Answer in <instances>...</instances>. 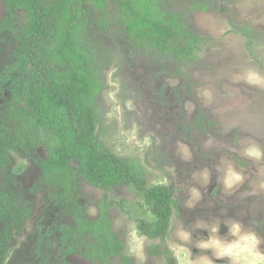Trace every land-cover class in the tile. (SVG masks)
<instances>
[{"label":"rangeland","instance_id":"1","mask_svg":"<svg viewBox=\"0 0 264 264\" xmlns=\"http://www.w3.org/2000/svg\"><path fill=\"white\" fill-rule=\"evenodd\" d=\"M161 3L167 14L204 39L192 61L180 63L156 50L136 49L116 7L82 6L76 43L90 55L100 82L94 100L97 143L128 163L149 186L172 190L176 204L167 246L178 264H201L204 257L213 264H264V0ZM4 17L0 2V23ZM14 23L22 31L26 15L18 11ZM242 32L249 35V46ZM15 48L14 38L4 32L1 67L13 59ZM43 138L55 143L48 133ZM10 159L9 170L0 171V182L9 175L35 194L29 195L32 219L14 237L5 264H34V223L42 218L47 223L52 214L55 223L64 215L48 206L41 173L29 153L16 149ZM101 198L100 190L78 178L85 217H98ZM109 198L126 200L130 212L109 210L123 254L132 264H164L162 257L149 254L159 242L135 231L133 219L153 220L140 197L120 185ZM233 225H239L235 234ZM213 226H218L217 234L205 231ZM185 233H190L187 240ZM209 235L233 246L231 251L217 257L215 251L200 249L199 242ZM58 236L45 248L47 264L59 262ZM248 236L254 240H246ZM67 261L90 264L78 254Z\"/></svg>","mask_w":264,"mask_h":264},{"label":"trees","instance_id":"2","mask_svg":"<svg viewBox=\"0 0 264 264\" xmlns=\"http://www.w3.org/2000/svg\"><path fill=\"white\" fill-rule=\"evenodd\" d=\"M0 2L5 9L0 42L1 35L8 32L16 43L13 59L0 66V171L9 170L11 151L29 153L40 170L48 203L66 214L65 222L47 229L46 235L58 230L62 246H66L64 254L83 248L80 255L91 264H132L123 254L124 244L112 231L109 215L112 207L130 215L126 200L109 198L114 188L125 185L153 217L152 221L133 219L139 236L159 242L149 254L162 257L164 264H178L167 246L176 204L173 192L164 185L149 186L128 163L97 143L94 100L100 82L90 55L76 39L83 5L116 7L134 48L156 50L180 63L195 59L204 39L188 30L177 16L167 14L161 0ZM18 11L26 15V27L20 32L14 28ZM241 34L249 46V35ZM44 133L55 143L44 141ZM79 177L102 192L95 219L85 218V208L79 204ZM30 194L35 192L24 189L9 175L0 182V264L6 263L14 237L23 232L32 216Z\"/></svg>","mask_w":264,"mask_h":264},{"label":"flooded vegetation","instance_id":"3","mask_svg":"<svg viewBox=\"0 0 264 264\" xmlns=\"http://www.w3.org/2000/svg\"><path fill=\"white\" fill-rule=\"evenodd\" d=\"M39 172H40V170H39ZM47 201L49 202L48 199H47ZM48 206L53 207L52 204H49V203H48ZM56 211L58 213V210L57 209H56ZM97 212H98V209H97ZM59 214H63L64 216L62 217V219L57 220L55 223H52V217H53V214H52L51 217L48 219L47 223H44L43 220L45 218H42V219H38L34 223V225H33V231H35V237H34V240H35L34 241V243H35L34 244V257L36 258V262H35L36 264H47L46 261H45V259H44L45 258L44 254H45V251H46L45 248L51 243V241L53 240V237H54V235L56 233H59V236H58L56 242L58 244V250H59V253H60L59 262L57 264H69V262L67 261V259H68L69 256H71L73 254H78L79 256H81L80 255V252H83V248H78L75 253H73V254H67L66 255V254H64L65 253L66 246H62V242H61L62 239H63L62 234L58 230H54L53 231V234H51V232H49V235H46L45 232L48 231L47 229H49V228L52 229V226H57L58 224H62V223L65 222L66 214H64L63 211H61V213H59ZM32 216H33V214H32ZM32 216H31L30 219L27 220L26 225L24 227V230L27 228V223H29V221L32 219ZM85 218H87V217H85ZM88 219H90V218H88ZM39 228H41V231L38 233V229ZM42 235H44L43 240L39 239L40 236H42ZM63 256H64V258H63ZM38 261H40V262H38ZM112 261L115 263L117 261V258L116 257H113L112 258ZM89 263L91 264L90 261H89Z\"/></svg>","mask_w":264,"mask_h":264},{"label":"clouds","instance_id":"4","mask_svg":"<svg viewBox=\"0 0 264 264\" xmlns=\"http://www.w3.org/2000/svg\"><path fill=\"white\" fill-rule=\"evenodd\" d=\"M233 179L238 180L239 176L233 177ZM231 183V181H229ZM239 230V225H233L232 226V232L235 234ZM205 231H210L211 233L217 234L218 233V226H213L210 229H205ZM190 238V233H185L184 239L187 240ZM246 240L252 241L254 240V237L248 236L246 237ZM198 247L200 249L209 251V252H216L217 257H221L231 251V247L229 245H224L222 242L218 239V236H207L205 239L201 240L198 244ZM201 264H213L212 260L208 259L207 257H204L201 261Z\"/></svg>","mask_w":264,"mask_h":264}]
</instances>
